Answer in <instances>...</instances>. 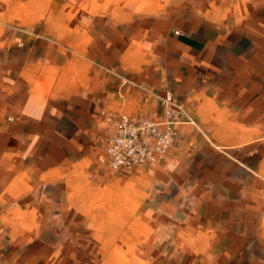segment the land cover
Wrapping results in <instances>:
<instances>
[{
    "label": "crops",
    "instance_id": "obj_1",
    "mask_svg": "<svg viewBox=\"0 0 264 264\" xmlns=\"http://www.w3.org/2000/svg\"><path fill=\"white\" fill-rule=\"evenodd\" d=\"M121 113L174 132L130 175L103 148ZM57 209L184 213L190 261L264 264V0H0V264L53 249Z\"/></svg>",
    "mask_w": 264,
    "mask_h": 264
},
{
    "label": "rangeland",
    "instance_id": "obj_2",
    "mask_svg": "<svg viewBox=\"0 0 264 264\" xmlns=\"http://www.w3.org/2000/svg\"><path fill=\"white\" fill-rule=\"evenodd\" d=\"M185 168L188 171L191 167L187 164ZM185 202L188 203V200ZM103 216L115 218V221L95 220L92 222L93 228H89L74 217L62 220L61 210L57 209L55 222L58 230L54 233L53 249L39 248L35 251L36 260L29 256L24 259L13 258L4 261V264H203L190 261L191 252L200 251V247L190 244L187 214H181V223L176 228L168 217L166 223L161 222L162 227L156 224L144 228L143 223L135 221L139 218L135 214ZM152 217L160 219L163 215L153 214ZM128 218L134 221H127ZM41 236L45 238V231ZM63 239L69 242L61 244ZM174 239H178L181 244L174 245Z\"/></svg>",
    "mask_w": 264,
    "mask_h": 264
},
{
    "label": "built area",
    "instance_id": "obj_3",
    "mask_svg": "<svg viewBox=\"0 0 264 264\" xmlns=\"http://www.w3.org/2000/svg\"><path fill=\"white\" fill-rule=\"evenodd\" d=\"M173 103L168 93L163 104ZM112 131L104 138L103 148L108 156L109 167L116 172L131 174L142 166L155 162L158 155L163 157L174 142L170 121H163L161 129L153 119L127 113L108 115ZM153 141V143H151Z\"/></svg>",
    "mask_w": 264,
    "mask_h": 264
}]
</instances>
